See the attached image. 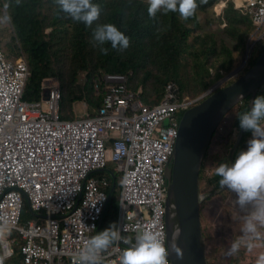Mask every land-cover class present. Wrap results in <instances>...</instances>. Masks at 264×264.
Wrapping results in <instances>:
<instances>
[{"label":"clouds","instance_id":"9594fccd","mask_svg":"<svg viewBox=\"0 0 264 264\" xmlns=\"http://www.w3.org/2000/svg\"><path fill=\"white\" fill-rule=\"evenodd\" d=\"M51 1L73 21L81 23L84 31L92 35L94 46L102 54H108L106 44L120 51L129 47L130 39L123 31L113 23H102L99 20L101 8L93 0ZM228 1L234 0L219 1L215 5L217 15L222 14ZM248 2L249 0H243L242 5L237 6L238 11L250 17L252 26L244 52H235L237 60L233 68L195 97H182L180 85L171 81L163 96L150 104L144 99L142 88L136 90L130 86L132 70H102L94 76L96 95L102 97L100 104L78 101L74 104L75 115L66 117L61 113L63 92L58 76L42 79L39 99H26L30 79L28 60L25 56L16 60L8 59L4 46L0 44V50L8 63L15 65L20 62L26 68L21 101L36 104L42 111L48 112L53 91L58 88L60 99L57 113L59 120L63 122L94 118L100 113L106 106L109 93L120 84L118 81L108 80L109 75L124 76L125 92L133 95L130 103L140 101L146 107H155L162 103L169 86L173 87L176 102L179 103L173 116L165 119L162 124L164 128H169L176 122L178 128L175 130L173 153L163 170V217L160 222L151 220L152 211L143 208L136 200L139 192L147 186L146 177L131 173V168L127 165L119 167L113 159L115 143L120 138V133L110 131L104 135L107 165L97 167L92 150L82 149L80 146L86 145L75 138H68L57 129L52 136L36 141L21 124L8 126L0 134V203L6 197L9 199L13 196L14 200L5 206L10 217L2 219L0 214L2 264H172L167 243V181L180 138L181 120L185 110L245 74L264 52V38L257 39L258 34L264 33V25L253 22L247 9ZM16 3L19 4L20 0H16ZM147 4V12L151 18H155L158 12L164 15L173 12L187 20L195 15L198 8L197 0H147ZM7 8V4H0V25L3 27L12 25ZM50 31L51 28H47L46 34ZM260 47H263V51L256 55L251 64L255 50ZM217 69L219 71V67ZM86 77L87 75L83 79ZM45 89L48 95L44 94ZM250 100V95L244 97L224 115L212 136L199 174L200 192L206 195L201 202L205 242L208 234L205 226L213 229L214 237L223 240L230 238L235 232L242 234L232 241L228 249L229 255L236 254L242 246L251 250L256 241H264V232L261 231L264 229V83L257 89L252 103ZM79 104L84 107L82 116L76 115ZM230 112L238 116L240 130L229 149V159L220 162L214 173L210 166L203 170L214 135ZM127 115H131L130 110ZM241 130L244 131L240 137ZM73 142H77L78 147ZM244 144H247V148L242 150ZM210 178L218 185L216 189L212 183L209 184L207 179ZM118 191L119 206L111 213ZM231 192L235 193L236 204L245 214L236 207L233 208L232 201L228 198ZM207 207L216 214L215 218L213 214L210 218L203 213ZM225 211L232 214L224 216ZM107 216L116 219L104 227ZM230 223H242L241 232L234 231L231 235H225L224 227ZM158 225L162 226L164 241L155 231ZM256 264H264V253L258 256Z\"/></svg>","mask_w":264,"mask_h":264},{"label":"trees","instance_id":"16d2710c","mask_svg":"<svg viewBox=\"0 0 264 264\" xmlns=\"http://www.w3.org/2000/svg\"><path fill=\"white\" fill-rule=\"evenodd\" d=\"M219 1L223 0H197L195 15L184 20L173 12L167 13L171 16L158 12L155 18L149 17L147 0H93L101 8L99 20L115 24L130 39L129 47L123 51L106 44L109 51L104 55L81 23L73 21L51 0H20L19 4L16 0H2L1 5H8L14 29L11 43L4 50L10 60L20 56L28 60L26 99H39L42 79L58 76L63 92L61 113L66 117L75 115L74 104L78 101L100 104L102 97L96 95L94 76L102 70H132L130 86L142 88L150 104L163 96L171 81L180 85L182 97H195L233 68L237 60L234 54L244 52L252 29L250 17L237 10L243 0L228 1L222 14L217 15L215 5ZM66 24L73 27L71 33ZM216 25L218 31H214ZM47 28L51 31L46 34ZM262 51L263 47L257 49L251 64ZM81 71L87 73L86 79L80 80ZM239 130L238 116L230 112L214 135L203 170L210 166L214 173L220 162L229 159V149ZM246 148L244 144L242 150ZM207 180L214 189L218 187L211 178ZM114 211L115 199L111 213ZM115 219L107 216L104 227ZM239 235L242 234L235 232L223 240L207 234L208 263L256 264L264 253V241H256L251 250L242 246L236 254H228Z\"/></svg>","mask_w":264,"mask_h":264},{"label":"built area","instance_id":"2783aa9c","mask_svg":"<svg viewBox=\"0 0 264 264\" xmlns=\"http://www.w3.org/2000/svg\"><path fill=\"white\" fill-rule=\"evenodd\" d=\"M247 9L255 24L264 25V0H249ZM260 38H264V33L258 34L257 39ZM25 76V66L20 62L15 65L8 63L0 50V134L12 124H21L38 141L52 136L57 129L68 138H75L86 145L80 147L92 150L96 166L105 167L107 145L103 137L110 131L120 133L113 159L119 167L127 165L131 173L146 177L147 186L139 192L136 200L143 208L152 211L151 220L160 222L163 217V170L173 153L175 130L178 128L176 122L169 128L162 126L163 121L172 117L179 106L173 87H168L161 104L146 107L140 101L130 103L133 95L125 92L123 75H109L108 80L120 84L109 93L106 106L100 113L94 118L63 122L57 113L60 99L58 88L53 91L48 112L42 111L36 104L21 101ZM9 85L11 89L8 90ZM129 110L131 115H127ZM73 145L78 147L77 142H73ZM13 200V196L9 199L6 197L0 203L2 219L10 217L5 206ZM155 231L164 241L162 226L158 225Z\"/></svg>","mask_w":264,"mask_h":264},{"label":"water","instance_id":"95a60500","mask_svg":"<svg viewBox=\"0 0 264 264\" xmlns=\"http://www.w3.org/2000/svg\"><path fill=\"white\" fill-rule=\"evenodd\" d=\"M263 83L264 52L245 74L185 110L167 181V243L172 264H208L201 222V202L206 197L200 192L201 165L224 115L248 95L252 103ZM44 94H49L47 89Z\"/></svg>","mask_w":264,"mask_h":264},{"label":"rangeland","instance_id":"374dc122","mask_svg":"<svg viewBox=\"0 0 264 264\" xmlns=\"http://www.w3.org/2000/svg\"><path fill=\"white\" fill-rule=\"evenodd\" d=\"M1 12H0V16H1ZM200 16H203V13H200ZM219 25H216L215 28H214V31H218V27ZM66 27L68 28V32L71 33L73 31V27L69 24H66ZM14 34V29L12 27V25H9L8 27H3L0 25V44L2 46H5V45H8L11 43V36ZM257 51V49L255 50ZM79 78L80 80H83L84 76L87 75L86 72H79ZM87 111V110H86ZM69 113L72 114L73 113V110H70L69 109ZM84 114V107L82 105H77V116H82ZM202 180H203V176H202ZM228 198L232 201V204H233V208H237V210L239 212H242L245 214L244 211L240 210L238 205L236 204V195L235 193L231 192L230 195L228 196ZM118 206H119V191L117 192V195L115 197V208L116 210L118 209ZM250 210V209H249ZM203 213L204 214H208V216L210 218H212V214L214 216V218L216 217V214L212 212V210L210 208H206L203 210ZM229 214H232L231 212L229 211H225V214L224 216H229ZM241 224H236V225H233V224H229L227 225L226 227H224V234L225 235H231L234 231H240V228H241ZM206 227V230L208 232V236H209V232L213 233V229L212 228H209V226H205ZM261 231L264 232V229H261ZM241 232V231H240Z\"/></svg>","mask_w":264,"mask_h":264}]
</instances>
